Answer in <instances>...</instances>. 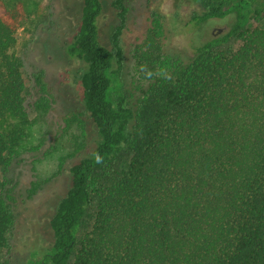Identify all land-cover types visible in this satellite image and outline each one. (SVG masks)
<instances>
[{
    "label": "trees",
    "instance_id": "obj_1",
    "mask_svg": "<svg viewBox=\"0 0 264 264\" xmlns=\"http://www.w3.org/2000/svg\"><path fill=\"white\" fill-rule=\"evenodd\" d=\"M126 1H110L117 24L107 46L103 0H82L66 50L81 64V103L98 139L69 167L52 241L28 264H264V27L252 21L264 26V0H194L204 10L191 16L192 54L161 60L160 45L149 44L134 92L123 78ZM39 8L0 0L3 170L27 128L16 33ZM227 17L226 31L201 39V24ZM232 37L236 48L218 49ZM34 77L40 84L42 73ZM10 117L17 124L5 128ZM13 202L0 191V264H14L6 257Z\"/></svg>",
    "mask_w": 264,
    "mask_h": 264
},
{
    "label": "rangeland",
    "instance_id": "obj_2",
    "mask_svg": "<svg viewBox=\"0 0 264 264\" xmlns=\"http://www.w3.org/2000/svg\"><path fill=\"white\" fill-rule=\"evenodd\" d=\"M37 1L39 10L27 16L16 33L15 53L22 60L27 86V128L7 168L0 166V181H4L0 191L7 190L15 205L16 221L6 254L14 264H28L33 250L39 252L34 255L38 258L51 243L49 219L70 185L69 167L86 155L98 139L81 103V64L66 50L79 25L82 0ZM110 1L103 0L98 20L100 39L107 46L117 24ZM126 4L120 37L123 78L126 87L134 92L137 60L149 44L160 45L161 60L192 54L194 28L190 20L192 14H201L204 6L194 0H127ZM254 5L262 7L257 1ZM231 20L215 18L201 24V39L220 35ZM252 21L264 27L262 20ZM238 45L239 40L232 37L218 49ZM37 72L43 75L40 84L34 77ZM13 124H17L16 119L10 117L4 127Z\"/></svg>",
    "mask_w": 264,
    "mask_h": 264
},
{
    "label": "water",
    "instance_id": "obj_3",
    "mask_svg": "<svg viewBox=\"0 0 264 264\" xmlns=\"http://www.w3.org/2000/svg\"><path fill=\"white\" fill-rule=\"evenodd\" d=\"M215 33V32H214Z\"/></svg>",
    "mask_w": 264,
    "mask_h": 264
}]
</instances>
